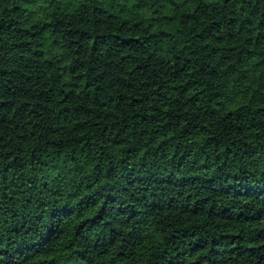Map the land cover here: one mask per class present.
<instances>
[{
  "label": "trees",
  "instance_id": "1",
  "mask_svg": "<svg viewBox=\"0 0 264 264\" xmlns=\"http://www.w3.org/2000/svg\"><path fill=\"white\" fill-rule=\"evenodd\" d=\"M0 264H264V0H0Z\"/></svg>",
  "mask_w": 264,
  "mask_h": 264
},
{
  "label": "snow or ice",
  "instance_id": "2",
  "mask_svg": "<svg viewBox=\"0 0 264 264\" xmlns=\"http://www.w3.org/2000/svg\"><path fill=\"white\" fill-rule=\"evenodd\" d=\"M133 2H135V0H133ZM45 6H47V5H45Z\"/></svg>",
  "mask_w": 264,
  "mask_h": 264
}]
</instances>
